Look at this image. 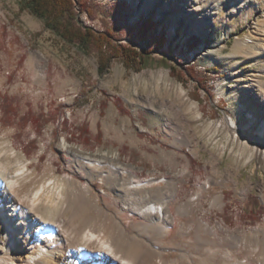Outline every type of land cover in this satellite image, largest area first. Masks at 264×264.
Instances as JSON below:
<instances>
[{
  "label": "rangeland",
  "instance_id": "1",
  "mask_svg": "<svg viewBox=\"0 0 264 264\" xmlns=\"http://www.w3.org/2000/svg\"><path fill=\"white\" fill-rule=\"evenodd\" d=\"M84 1L89 12L77 10L80 25L109 29L118 43L151 51V63L135 71L116 57L100 74L96 52L63 42L19 0H0V103L16 115L4 117L0 104V170L18 175L3 179L0 195L7 190L22 215L21 233L12 239L0 221V253L28 246L25 264H55L39 255L38 232L27 221L33 195L54 177L89 184L99 210L65 191L59 219L67 239L53 252L102 249L86 230L114 239L118 219L127 237L149 246L138 233L141 219L122 215V198L89 178L79 158L121 166L127 173L117 184L170 180L181 203L200 201L175 234L156 238L165 247L150 244L152 261L160 252L164 264H264V0ZM148 17L154 30L141 35ZM35 55L38 76L29 65ZM191 68L200 82L187 73ZM26 112L34 124L18 122ZM217 196L220 206H212ZM194 217L223 229L205 232Z\"/></svg>",
  "mask_w": 264,
  "mask_h": 264
},
{
  "label": "bare ground",
  "instance_id": "2",
  "mask_svg": "<svg viewBox=\"0 0 264 264\" xmlns=\"http://www.w3.org/2000/svg\"><path fill=\"white\" fill-rule=\"evenodd\" d=\"M174 9L175 3H172L170 6L171 12ZM37 57L38 56L35 55L31 58L29 63L30 70L34 75H37L39 71L36 68L37 62L35 59H37ZM229 126L238 129L232 119L229 121ZM76 162L81 168L87 169L89 178H99L109 189H113L117 192L118 196L122 198V206L119 209L122 215L128 217V213L131 212V216H137L141 219V221L138 222L141 226L138 233L147 236L149 246L142 244L140 239L127 237L126 229L118 219L116 227L119 236L114 237V239H121L122 242H120L122 246L128 247L126 251L122 250L120 247L121 245L118 246L119 244L116 243L113 237H110L107 232L97 230L92 226L86 230L85 236L90 239L91 242H97L101 245L102 249L97 250L85 247L82 249L85 251L83 256L76 253L64 255L62 253L53 252L52 245L54 243H61L63 238L67 239L62 232L65 227V224H63L64 219H59L62 217L65 191L71 189L78 194L82 202L87 206L99 210L97 203L93 200L94 198H91L92 188L89 184L83 185L74 179H59L54 177L48 184H42L36 193L34 192L35 194L32 199L33 211L31 213L30 210V217L27 218L29 223L28 229L33 232H38L36 240L41 248V250L38 251L39 255L50 256L49 261L51 260V262L55 264H164L160 252L157 254V260L152 261L150 252H154V250L149 248L150 244L159 245L161 248L165 247L160 242L156 243V238H168L175 234L180 228L183 219L192 214L193 205L199 204L200 201L191 198L187 202L181 203L178 198L177 185L175 182H170V180H164L162 186L156 187H151V183L154 181L150 179L135 184L129 182L117 184L116 180L121 178L123 180L124 175L127 173L121 166L90 159L85 161L79 158H77ZM8 174L9 172L7 170H0V184H3V179L9 178ZM16 176L18 175H12L9 179L12 180V178ZM8 183L10 186L12 185V181H7V184ZM12 187L14 190L16 189V187ZM6 191L7 190L0 195V208L3 206V209L7 210V212H3L4 210L1 211L0 209V221L6 223L12 230L9 232V237L12 239L17 234L21 233L20 219L22 215L19 206L7 198L8 193ZM134 195H138L139 198L136 200ZM111 199L114 202L118 200L115 197H111ZM197 199H199V196ZM219 201H221L220 197H215L212 206H220ZM35 214H37L36 216L42 221L38 220ZM193 222L205 232H219L223 229L219 224L212 229L206 222H202L195 217L193 218ZM74 231L76 232L77 229L74 228ZM31 253L32 248L28 246H19L14 251L4 248L1 250L0 259L3 260V264H25L24 258L29 257ZM181 258L187 257L186 255H182ZM38 260L26 264H38ZM172 264L185 263L174 260Z\"/></svg>",
  "mask_w": 264,
  "mask_h": 264
},
{
  "label": "trees",
  "instance_id": "3",
  "mask_svg": "<svg viewBox=\"0 0 264 264\" xmlns=\"http://www.w3.org/2000/svg\"><path fill=\"white\" fill-rule=\"evenodd\" d=\"M20 9L28 10L34 16L43 20L45 27L58 36L63 42L74 45L84 54L96 52L98 61V70L103 74L113 58L119 57L123 63L132 70H140L151 63V51L138 50L130 44L118 43L114 33L109 29L96 30L92 27L80 25L77 17V10L89 12L84 0H19ZM152 17H148L139 29L141 35L150 33L154 30ZM160 38L156 43L160 46L163 42ZM157 45V46H158ZM158 48V47H157ZM171 71L175 67L171 66ZM187 73L200 82L196 77L194 70L187 69ZM195 99L200 101L198 95ZM3 107L4 117H10L13 121L15 116L12 106L10 110L5 107L4 99L0 103ZM29 113L21 115L18 122H24V125L33 123L34 120L28 118ZM13 124V123H12ZM256 219H253L255 221Z\"/></svg>",
  "mask_w": 264,
  "mask_h": 264
}]
</instances>
